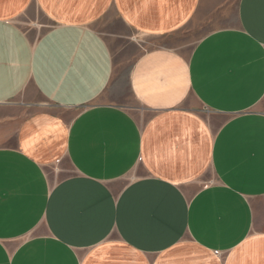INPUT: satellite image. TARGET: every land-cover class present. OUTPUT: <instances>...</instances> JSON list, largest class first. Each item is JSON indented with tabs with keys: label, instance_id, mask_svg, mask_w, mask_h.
<instances>
[{
	"label": "crops",
	"instance_id": "obj_1",
	"mask_svg": "<svg viewBox=\"0 0 264 264\" xmlns=\"http://www.w3.org/2000/svg\"><path fill=\"white\" fill-rule=\"evenodd\" d=\"M0 264H264V0H0Z\"/></svg>",
	"mask_w": 264,
	"mask_h": 264
},
{
	"label": "rangeland",
	"instance_id": "obj_2",
	"mask_svg": "<svg viewBox=\"0 0 264 264\" xmlns=\"http://www.w3.org/2000/svg\"><path fill=\"white\" fill-rule=\"evenodd\" d=\"M40 18V19H39ZM45 22V19L41 18L37 13H30L29 17L23 18L19 21L20 25H23L24 27L29 26L33 23H36V21ZM47 27V25H45ZM49 27V25H48ZM100 32H108L110 31V25L101 24L100 25ZM208 28H193V29H185L182 30L176 34H174L172 37L166 38V39H158V40H152L151 42H148L147 48H153L154 46L159 45H181L185 47L186 49H191L194 45V43L199 39L200 36H202L207 31ZM129 34V33H128ZM128 38L133 41V35H128ZM128 46L125 48L127 57L129 58L134 52H136V49L138 47L137 43L135 42H128ZM134 43V44H133ZM135 45V46H134ZM130 67V64L124 66V70H128Z\"/></svg>",
	"mask_w": 264,
	"mask_h": 264
}]
</instances>
